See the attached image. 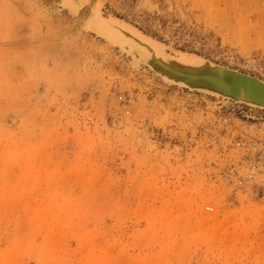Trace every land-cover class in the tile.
<instances>
[{
	"label": "rangeland",
	"instance_id": "rangeland-1",
	"mask_svg": "<svg viewBox=\"0 0 264 264\" xmlns=\"http://www.w3.org/2000/svg\"><path fill=\"white\" fill-rule=\"evenodd\" d=\"M101 1L264 78V0ZM64 20L0 0V264H264V114L164 87Z\"/></svg>",
	"mask_w": 264,
	"mask_h": 264
},
{
	"label": "water",
	"instance_id": "water-1",
	"mask_svg": "<svg viewBox=\"0 0 264 264\" xmlns=\"http://www.w3.org/2000/svg\"><path fill=\"white\" fill-rule=\"evenodd\" d=\"M114 17L118 22L131 26L142 37L140 39L131 35L130 39L134 43L129 46L130 52L140 60L143 67L155 73L161 81L264 110V78L261 76L218 62L198 52L175 49L165 41L141 31L135 24L118 16ZM114 34L113 39H117L114 41L117 46H121L118 43V33Z\"/></svg>",
	"mask_w": 264,
	"mask_h": 264
},
{
	"label": "bare ground",
	"instance_id": "bare-ground-1",
	"mask_svg": "<svg viewBox=\"0 0 264 264\" xmlns=\"http://www.w3.org/2000/svg\"><path fill=\"white\" fill-rule=\"evenodd\" d=\"M47 1L49 4V8L51 10L57 11L59 15H62L63 18H66V20L72 24L73 31L78 36H80L81 39L87 41L89 39L92 40V38H94L95 40L94 42L96 44L98 42H101L100 44H102L104 48L108 49L109 52H113L114 54H117L120 57V59L122 57V59L126 61V63L128 64L127 66H130L133 69L141 70L142 72L147 74L152 79L156 78L158 80V84H161L164 87H174L177 89L188 90V89H184L181 87L173 86L172 84L167 83L163 80L161 81V79H159L157 75H155V73L150 72L148 68H145L141 65L140 60L136 59L135 58L136 56L132 52H130L131 50L129 49V46L134 43L130 39V37L132 38V36H134L140 39L142 37L138 33H136L131 26L125 23H122V22H118V20L114 17V16H117L116 14L111 13V12H106L103 9V6H102L103 3L101 0H47ZM18 3H20V0H18ZM118 17H120V15ZM120 18L134 25V23H132L130 20H127L123 17H120ZM140 30L144 31L142 29ZM115 32H117L119 35L118 43L121 46H117L118 44L114 41V40H117L116 38L113 39ZM158 51H160V49ZM235 68L238 69V67H235ZM188 91L201 93L209 98L216 99L219 102L230 103V104L237 106L238 108L246 109L248 110V112L244 110L242 113L245 112L244 114L247 115L248 118L254 117L257 114L258 115L264 114V110H261L260 108H257L256 106H248V105L242 104L241 102L232 101L228 98L220 97V96L210 94L204 91H194V90H188Z\"/></svg>",
	"mask_w": 264,
	"mask_h": 264
},
{
	"label": "built area",
	"instance_id": "built-area-1",
	"mask_svg": "<svg viewBox=\"0 0 264 264\" xmlns=\"http://www.w3.org/2000/svg\"><path fill=\"white\" fill-rule=\"evenodd\" d=\"M259 152H260L261 156L264 157V142L261 144Z\"/></svg>",
	"mask_w": 264,
	"mask_h": 264
}]
</instances>
